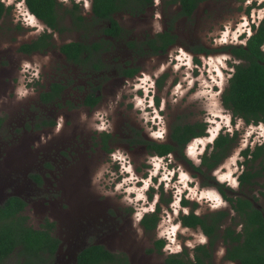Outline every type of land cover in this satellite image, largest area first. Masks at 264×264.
I'll return each mask as SVG.
<instances>
[{"label": "rangeland", "instance_id": "374dc122", "mask_svg": "<svg viewBox=\"0 0 264 264\" xmlns=\"http://www.w3.org/2000/svg\"><path fill=\"white\" fill-rule=\"evenodd\" d=\"M58 1L63 5L59 15L64 18L61 27L65 30L53 35L52 46L46 52L31 56L21 53L22 46L37 40L47 30L42 22L35 24L27 16L24 0H2L13 9L0 22V117L5 119L0 131V204L12 196L22 198L28 205L24 216L29 225L36 229L49 226L62 241L58 254L48 264H77L79 252L92 244L126 254L131 264H167L172 253L187 252L193 259L197 247L209 244L200 231H175L176 226L172 231L146 233L140 224L133 226L125 239L121 234L108 242L135 208L126 202L124 191L116 185L120 171L110 153L128 158L139 178L147 174V167L152 164L154 172L150 169L149 175L163 176L166 181L170 174L167 159L152 158L148 148L137 143L141 139L169 142L167 130L175 124L209 123L210 135L189 143L197 151L193 156L198 158L197 163L205 149L212 150V143L220 134L238 133L229 157L208 176L181 163L180 154L168 160L169 165L172 162L181 166L185 187L193 184L188 200L191 208L195 207L194 202L197 204L198 215L225 211L229 217L224 227L236 222L237 214L221 195L220 187L212 184L215 180L231 189L227 191L229 197L246 198L264 212V174L253 186L242 187L239 181L245 170L242 152L264 144V124L248 126L235 120L221 99L234 72V59L223 49L250 38L252 26L264 20V0L201 4L191 18L176 20L178 44L159 56L149 55L148 49H140L139 44L170 29L180 10L170 4L171 0H154L141 14H118L115 18L124 34L116 40L104 35L108 23L95 25L90 19L92 0ZM73 3L83 9L92 30L72 28L65 9ZM250 7L253 9L249 10ZM71 42H101L104 50L95 57L101 63L99 72L90 66L77 67L66 59L60 48ZM131 42L137 48H131ZM202 48L213 52L196 55L195 51ZM127 68L138 70L134 79L122 76ZM33 79L37 82L29 85ZM54 84L64 88L59 101L44 103L41 94L50 91ZM20 90L28 95L20 98ZM89 92L100 98L98 106L91 110L84 105ZM106 134L112 136L108 140L109 150L104 148ZM152 137L163 140L155 141ZM185 158L188 159L186 155ZM212 176H216L215 180ZM170 189L171 185L165 189L163 200L172 196L166 192ZM139 193L146 197L145 189L140 188ZM211 194L221 196L215 205ZM165 208L168 206L164 205L163 211ZM175 210L163 228L178 225L176 214L180 208ZM130 222H134L133 218ZM158 239H163L170 251L159 252ZM213 255V264H235L224 260L222 243L213 249ZM19 260L18 254H14L6 264H17Z\"/></svg>", "mask_w": 264, "mask_h": 264}, {"label": "trees", "instance_id": "16d2710c", "mask_svg": "<svg viewBox=\"0 0 264 264\" xmlns=\"http://www.w3.org/2000/svg\"><path fill=\"white\" fill-rule=\"evenodd\" d=\"M207 1L219 0H171V5L179 6L177 18L173 21L170 29L159 33L153 39L139 44L140 49H148L149 55L159 56L178 44V36L175 33L174 25L180 18H191L201 4ZM244 2L245 0H240ZM154 0H93L91 20L98 23H108L103 30L106 38L119 39L123 36L124 30L116 21V16L125 11L143 13L144 10L153 5ZM30 12L35 15L53 33L46 31L39 39L31 44L22 46L21 52L33 54L37 51H45L52 46L54 33L63 34L65 28L64 18H61L59 11L62 4L58 0H26ZM13 7H7L0 1V22L5 15L9 14ZM72 21V28L76 31L92 30L89 19L84 16L80 5L73 3L72 7L65 9ZM245 43L229 45L224 47V52L234 58L232 64L234 72L228 81V86L222 94V103L235 120H242L246 125L264 124V21L253 27V35L246 38ZM131 48L137 46L128 43ZM67 60L77 66H91L95 72H99L100 60L95 59L104 50L101 42H71L60 48ZM213 51L202 48L195 51L196 55H209ZM196 62L200 61L196 58ZM138 74L137 69L127 68L123 70L122 76L134 79ZM64 88L60 84H54L51 90L44 92L41 99L44 103L57 101ZM100 98L95 92L88 96L86 105L94 108ZM159 104V100H157ZM5 124V119L0 117V131ZM54 125V123H52ZM51 125V126H52ZM207 123L175 124L170 128V142L158 143L141 139L139 143L150 151V154L160 157L170 153L183 150L193 140L207 137ZM112 136L106 134L104 148L109 150L108 140ZM238 133L220 134L213 143L212 150L207 149L200 167H195L188 161L191 167L203 176L213 173L232 152L236 145ZM245 159V170L239 176L240 186L256 185L264 174V144L256 149L250 148L242 152ZM256 165L259 168H254ZM212 180L214 178L211 177ZM39 181V180H38ZM209 185L208 183H205ZM220 193L230 203L233 211L237 214L234 225L224 227L228 212H213L212 214L198 216L194 214L195 207L189 216L183 217L186 227L192 229L201 228L203 234L208 238L209 244L202 245L195 249V257L191 259L187 252L171 256L169 264H213V249L220 243L225 248L224 260L236 264H264V212L257 209L250 200L243 197H229L225 188L218 183ZM222 188V189H221ZM226 189V190H225ZM236 195V194H235ZM238 195V194H237ZM264 196V194H263ZM185 202L184 205H188ZM27 202L17 196L8 198L0 204V264L6 262L18 254L20 260L17 264H48V261L55 258L59 249L60 240L52 235L49 226H42L36 229L29 225L28 217L24 216ZM158 214L146 215L142 220V226L146 233L154 232L159 222ZM242 226L240 230L238 227ZM166 242L159 240L156 246L161 252ZM78 264H130L127 257L123 260L116 259L115 255L103 246L92 245L84 249L78 256Z\"/></svg>", "mask_w": 264, "mask_h": 264}, {"label": "flooded vegetation", "instance_id": "af4514ba", "mask_svg": "<svg viewBox=\"0 0 264 264\" xmlns=\"http://www.w3.org/2000/svg\"><path fill=\"white\" fill-rule=\"evenodd\" d=\"M0 1L2 2V0H0ZM63 1H68V0H63ZM24 3L26 4V0H24ZM252 4H253V2H251V4L249 6H251ZM26 7H27V4H26ZM27 9H28V7H27ZM252 9H253L252 7L249 8V10H252ZM249 10H248V13H249ZM28 12H29L28 13L29 14L28 16L30 17L31 20H34L33 22H35V24L41 22L35 15H33L30 12L29 9H28ZM260 24H255V25L258 26ZM43 25H45V24H43ZM254 26H252L251 31H253V27ZM45 27L47 28L46 25H45ZM46 31L49 32L51 30H49L47 28ZM51 33H53V32L51 31ZM51 33H49V34H51ZM252 35H253V32H252ZM46 51H48V49L45 50V51H37V52H34L33 54H35V53H43V52H46ZM21 53L24 54V55H26V56L33 55V54H30L29 55V54H26V53H23V52H21ZM229 56L231 58H233L230 54H229ZM66 59H67V57H66ZM195 61H196V58H195ZM233 62H235V61H233ZM71 64H73V63H71ZM73 65H75V64H73ZM77 67L83 68V66H77ZM84 67H86V66H84ZM29 71H31V68L27 71V73ZM33 71H35V70H33ZM36 76L37 75H33L32 78H37ZM39 78H40V76H39ZM35 82H37V81H35L34 79L33 80H29L28 84L31 85V84H33ZM90 94H91V92L86 93L85 98H84V105H85V107L90 108V110H91V109H95V107L94 108H91V107H89V106L86 105L87 98H88V96ZM57 101H59V100H57ZM53 102H56V101H53ZM157 105H159V104H157ZM97 106H98V104H97ZM207 124H209V123H207ZM168 131H169V142H170V128H169V130H167V134L166 135H168ZM207 134L210 135L209 128L207 129ZM153 139L155 141H157V140H163L161 137H156V138H153ZM199 139L202 140L203 138H197V139H193V140H199ZM169 142H165V143H169ZM137 144L139 145V142ZM192 150H194V151L192 152ZM206 151H207V149L204 150V153ZM196 153H197V151L195 150V147H192L190 144H188L186 146V148L183 150V154H180L179 152H175V153H170V154H168L166 156H162V157L158 156L157 154H156V156H153V155L151 156L152 158H157V159H161V160H166L167 159V163H166L167 169H168V172L171 174V175L169 174L167 178L170 181H168V180L165 181L163 176L162 177H158V175H153V174L152 175H149L150 169H153V172H154V167L151 168L152 164H151V166L148 165L147 168H149V169L147 171V174H144L143 177L139 178L138 171H136L135 168L132 166V164L128 161V158H126L124 156L125 157V159H124V157L121 156V158H123V159H121L120 156L119 157L117 156V153L116 152L110 153V156L112 157V159L113 158L114 159L116 158V163L119 166V167L117 166L116 168L117 169L119 168V171H120V175H119V177H117L116 185L118 187H120L122 191H124V193H122V194L124 195V198H125L126 202L127 201L131 202L132 206L134 205L135 208L133 210V207H132L131 210H132L133 213L131 212L132 214H129L128 215V217L125 220V222L121 226L118 227L119 228V230H118L119 232H117L115 236L111 237V239H109L108 242H112L113 241V238H118V237H120L121 234H122V238L125 239L127 237V235H128V232H132L133 226L135 227L136 225H139L140 224L141 227L143 228V226H142V220H143V218L146 215H150V214H158L159 215V219H160L159 222H158L157 228L155 229L154 232H156V231L159 232V231H163V230L164 231H172L177 226V228L175 229V231H190V230L191 231H200L202 233V235L204 237H206L203 234L201 228H198V229L195 230V229L186 227L184 225L183 217L189 216L191 214L192 209L194 208V206L192 208L189 206L190 201L188 200V197H190L189 190L193 188V184H191V182H190V184H187V186L185 187L184 186L185 181L183 180V177H182V172H181L182 171V168H181V166H179V164L178 165L176 164V166H174V165H172V162L171 161H170L171 162L170 165L168 164V162H169L168 160L170 159V157H174V155L177 156V154H180L182 156V158L180 160L181 163L189 164V166L191 167L190 163L188 162V161H190L195 167H200L201 166V163H202L201 158L203 157L204 153L203 154H200V156H202V157L199 159V163L196 162V160L198 158H194L193 157L194 154H196ZM185 155L188 157V159L185 158ZM169 176H171V179H170ZM212 178H214V180H215L216 176H214V177L212 176ZM168 182H169V184H168ZM213 183H217L216 180H215V182H212V184ZM170 185H171V189L169 191H166V192H167V194H169V192H170L172 194V196H170L169 199H167V200H163L162 198L165 195V189H167ZM140 188L145 189L146 197L147 198L144 197L141 193H139V189ZM210 198L212 199V202H213L214 205L221 200V196L220 195L211 194V197ZM203 199H205V198H203ZM161 201H162V203L164 205L168 206V208H165L164 211H163L164 205H162ZM209 201L211 202V200H209ZM185 202H188L189 204L188 205H184ZM195 204L196 203L194 202L193 205H195ZM169 205H170L171 211L169 210ZM151 206H154V208L153 209H150ZM177 206L180 208V210L176 214V215L179 216L177 218L178 219L177 220L178 221L177 222L178 225L172 224L168 228H163V226L166 225V224H163V223L166 222L165 220H168L169 219V216L170 215L172 217L173 216L172 214H175L174 213V209H176L175 211H177ZM196 209H197V207L195 208L194 214L195 215H198L196 213ZM185 211H187V212L189 211V212L186 214V213H184ZM161 212H162V216H161ZM198 216H202V215H198ZM132 218H133V221L134 222L128 223L129 219H132ZM127 223H128V225H127ZM143 230L145 231L144 228H143ZM52 235H53V233H52ZM159 240H163V239H158V241ZM206 240H208L207 237H206ZM114 241H116V239ZM206 243H209V240ZM92 245H98V244H92ZM92 245H89L86 248H88V247H90ZM61 246H62V241L60 240V245H59L58 252H59ZM98 246H103V245H98ZM103 247L106 248L109 252L113 253L115 255L116 259H118V260H123L124 261V258L127 257L128 260H129V263L131 264L130 258L126 254H124V253H122V254L115 253L114 252L115 250H113L112 247L111 248H109L107 246H103ZM167 247H169V246L165 244V246L163 247L162 250H164V252H165V250L170 251L169 249H167ZM86 248H84V249H86ZM84 249H82L79 252V254ZM58 252H57V254H58ZM79 254H78V256H79ZM173 255H174V253H172L171 255H169L170 257L168 259L170 260L171 259V256H173ZM168 259L166 260L167 264H169V260ZM77 264H78V257H77Z\"/></svg>", "mask_w": 264, "mask_h": 264}, {"label": "clouds", "instance_id": "9594fccd", "mask_svg": "<svg viewBox=\"0 0 264 264\" xmlns=\"http://www.w3.org/2000/svg\"><path fill=\"white\" fill-rule=\"evenodd\" d=\"M24 68H25V69L28 68L27 63H25ZM18 95H19L20 98H23V97L27 96L28 93H27L26 91L20 90V91L18 92Z\"/></svg>", "mask_w": 264, "mask_h": 264}, {"label": "bare ground", "instance_id": "6f19581e", "mask_svg": "<svg viewBox=\"0 0 264 264\" xmlns=\"http://www.w3.org/2000/svg\"><path fill=\"white\" fill-rule=\"evenodd\" d=\"M28 16V15H27ZM33 19V18H32ZM34 21V20H33ZM214 198V197H213Z\"/></svg>", "mask_w": 264, "mask_h": 264}]
</instances>
